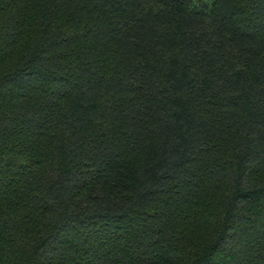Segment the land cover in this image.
Masks as SVG:
<instances>
[{
  "label": "trees",
  "instance_id": "1",
  "mask_svg": "<svg viewBox=\"0 0 264 264\" xmlns=\"http://www.w3.org/2000/svg\"><path fill=\"white\" fill-rule=\"evenodd\" d=\"M0 264H264V0H0Z\"/></svg>",
  "mask_w": 264,
  "mask_h": 264
}]
</instances>
